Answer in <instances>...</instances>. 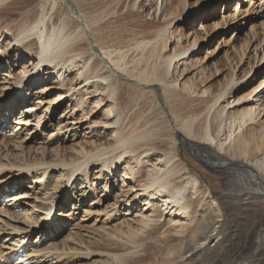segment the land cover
<instances>
[{"label": "bare ground", "instance_id": "bare-ground-1", "mask_svg": "<svg viewBox=\"0 0 264 264\" xmlns=\"http://www.w3.org/2000/svg\"><path fill=\"white\" fill-rule=\"evenodd\" d=\"M117 1V7L106 17L127 0ZM153 1L140 0L138 5L153 10L154 19L159 21L157 29L152 25L155 32L150 35L152 31L145 32L139 40L133 34L128 44L122 46L114 42L115 38H110L113 31L101 28L99 15L83 14L78 5L80 0H0V76L3 77L1 86H5L0 88V102L9 95L12 98L10 103L0 105V111L10 115L8 125L11 127V132L4 136L6 126L0 123V177L4 176L0 178V189H5L6 194L11 190L15 192L14 185L21 178L28 184L42 187L48 182L49 171H60L63 177L54 183L50 192L40 193V197L32 199L29 197L31 205L23 210L29 215L26 226L23 223L7 225L12 233L28 232L35 226L39 236L54 227L50 232L54 236L58 234L59 226H68L67 222L72 221V218L64 222L49 217L59 193L69 191L70 184H76L72 189L76 188L78 180L79 203L71 204L75 209L85 202L84 185L92 186L89 174L93 175L92 184L100 186L102 196H105L109 181L119 172L121 188L114 195L110 209L105 210V217L109 222L115 218L116 221L123 218V221L119 227L106 232L110 246L108 254L112 256L108 258V264H158L165 260L167 264H264V78L259 91L250 87L264 65L259 69H255V65L242 74L244 64L239 69L237 65L245 55L246 45L238 48L232 44L228 47L232 55L227 60L229 76L220 89L214 90L212 83L217 77L211 74L221 75L222 71L211 73L202 63L204 61L197 58L199 48H194L202 39L183 33L182 26L171 27L186 11V3L180 5L174 0H163L159 10V0ZM243 1L247 4L250 0H239L240 8L235 12L238 17L247 13L243 9ZM38 4L41 5L39 8ZM129 4L133 6V1ZM202 9L196 14L195 21L206 20V6ZM52 10L53 13H49ZM106 17L103 24L107 23ZM94 22L98 24L97 34L92 27ZM171 39L173 41L169 45ZM257 46L253 48L254 58ZM261 52L260 63L264 61V48ZM14 53L15 60L22 61V71L17 75H11L8 66ZM131 55L130 61L126 60ZM71 74L76 81L69 84L67 78ZM123 75L127 80H135L132 84H125L138 94L135 105L140 100V104L145 106L147 97L156 96L154 85L158 86L160 95L167 98H164L165 105L173 114L178 113V125L172 127V117L170 122L166 121L168 128L172 132L176 130L181 144L204 166L237 169L234 179L229 181L231 196L218 199L216 203L210 202L208 188L205 189L199 177L187 170L177 155L171 152L158 155L156 148L161 121L159 124L153 121L151 114L141 119L122 115ZM48 80L50 82L45 86ZM44 82L38 92L31 89L34 96L31 101L26 89ZM51 92H55L54 97L45 101L44 97ZM238 93L240 95L233 101H228L231 95ZM92 98L97 108L108 106L100 121H92L94 116L90 115L93 110L88 116L84 115ZM67 101L68 104L71 102L72 122H67L70 125L56 124L58 133L65 135L59 137L51 129L49 137L39 147H30L26 151L27 145L33 141V137L28 140L29 136L52 128L55 121L52 115ZM38 108L44 110L36 115ZM83 120L86 123L80 136L84 141L72 139L71 144L64 147L67 134L81 129ZM31 122L34 124L30 125ZM30 126H33L32 130ZM18 132L26 135L23 140H20ZM40 133L45 134L44 131ZM196 140L214 147L216 159L201 152ZM52 145L55 147L48 149ZM228 153L230 158H224L223 155ZM57 190L60 192L55 197ZM91 190V196H95L94 189ZM15 195L10 198L12 204L27 197L24 192ZM72 196L68 194V198ZM94 201L92 199V204L96 205ZM118 205L122 208L118 209ZM39 210H44V213H38ZM7 213L0 211L2 215ZM39 214L42 215L39 217ZM84 216H90V213L85 212ZM8 219L10 217L6 221ZM48 219L49 225L44 228ZM47 235L48 239L50 234ZM78 236L72 233L69 240L80 243ZM148 237L154 239L153 242L141 245ZM187 238L190 240L184 244ZM19 241L23 242L24 237ZM56 242L49 243L45 248L47 251L43 249L46 253L42 250L43 257L48 254L45 259L52 258L57 262L67 257L61 255L63 251L68 253L69 248L64 250L67 242L60 248ZM125 245L128 246L126 257L124 252L120 255L117 252ZM92 246L95 248V244ZM84 248L76 252L81 253L80 257L87 258L93 254L90 247L84 245ZM57 251L61 253L58 255Z\"/></svg>", "mask_w": 264, "mask_h": 264}, {"label": "rangeland", "instance_id": "rangeland-1", "mask_svg": "<svg viewBox=\"0 0 264 264\" xmlns=\"http://www.w3.org/2000/svg\"><path fill=\"white\" fill-rule=\"evenodd\" d=\"M131 1H133V6L131 4H129ZM131 1L127 0L124 3L121 2L118 10L116 12H113V13L111 12V14L107 17H106L107 13H109L110 11H112L113 9H115L117 7V5L119 3L117 0H80L78 5H79L80 9L82 10L83 14L89 13L92 15V13H95V14L99 15V19H100L99 23L102 26L101 28H105L106 29L105 31H107V30L113 31V34L110 36V38H115L114 42H118L120 45L126 46L128 44L129 39L131 38V36L133 34L136 36V39L139 40L143 33L152 31L151 33H149V35H150L153 32H155V31H153L152 25H154L155 29H157V25L159 22L158 18L154 19L153 10H149L148 8H140V6L138 5L140 0H137V3H135L134 0H131ZM155 1L156 0H154L153 2L155 3ZM162 1L163 0H159V2H158L157 7L159 10L161 9ZM174 2H176L180 5H182V4L184 5V3H186L187 9H186V11H184L183 14L180 15L179 20H176L173 22L171 27L175 25V27H174V29H175L177 26H178V28L182 26L181 31L183 33H185V34L190 33V35L197 36V37L201 38L202 40L194 48L195 50L197 48H199V53H197V58L204 61L202 63L207 66V68L211 71V73L215 72V70L222 71L221 75L218 74L215 76L214 74H211L212 77H217V78H215V81L212 83L214 90L217 91L218 89H220V85L229 76L228 75L229 69H228V65H227V60H230L229 57L232 55L230 54V50H228V47H230L232 44H234L235 47H238V48L242 45H246L245 46V48H246L245 55L242 58V61L237 65L238 69H239V67L243 66V68H242L243 73L242 74L246 73L248 71V69L254 67L255 65H256L255 69H259V68L263 67L264 61L262 63H260L259 58L261 57V55H262L261 51L264 48V0H250V1H248L247 4H246V2L243 1V5H244L243 9L246 10L247 13L246 14L243 13L242 16L244 18H242V19H241L242 16L238 17L235 14L236 9L240 8V4H238L239 0H174ZM39 6H41V5L38 4V8H39ZM205 6H206V9H205L206 11H205L204 17H206V20L205 21H199V20L195 21L196 14L201 13L200 11L203 10L202 8H204ZM152 8L154 9V6ZM53 11L54 10H52L51 12L49 11V13L52 14ZM234 16H236V17H234ZM105 17L107 19V23L103 24L102 20ZM164 23H166V21H164ZM97 25L98 24H96L95 22L92 25L95 34L98 33ZM179 31L180 30H176V32H179ZM172 41H173V39L169 40L168 44L170 45L171 44L170 42H172ZM1 43H3V41ZM132 43L133 42H130V44H132ZM256 45H258V46L256 48V58H254L252 56V52H253V48ZM182 46H184V45H182ZM171 48L172 47H170V49ZM9 50H10V48H8V51ZM15 55H16V53H14L11 56V63H9V65H8L10 68L11 75H17L18 73H20L22 71V67H21L22 61L20 62V61L15 60L16 59ZM131 58H132V55L129 59H126V60L130 61ZM237 59H238V56H236V60ZM15 61H16V63H15ZM242 64H244V65H242ZM205 76L207 77V75H205ZM255 77L256 78H254V82L250 85V87H255V88H257V90L258 89L260 90L262 88L261 82L264 78V68L261 71V73L257 76L255 75ZM123 78L124 79H121V80L124 83L123 86H125V88L123 89V91H122L123 95L121 96L120 109L122 111V115H124L125 117H128V116L140 117V119H141V118H144V116L151 114V118L153 119V121L158 122V124L161 121L160 126L162 127L163 130L161 129L160 136L158 138L159 143H158V146L156 148V150L158 149V155L161 154L162 152H171V153H174L175 155H177L178 159L186 166L187 170L191 174L197 175L199 177V179L201 180V183L204 185V188L205 189L208 188L209 201L210 202L214 201L213 203H216L218 201V199L228 198L229 196H231V191L229 190V183H230L229 181L234 179V174L236 173L235 171H237V169L235 167H231L229 169L221 170L219 168H207L206 166H204L199 161L197 156L193 155L187 148H185L184 144H181V142L178 140V135L176 133V130L172 132L171 129L168 128V124L166 121L168 119L170 122L171 121L170 119L172 117H173L172 127L174 124L178 125L177 116H176V114L178 115V113L176 111V114H173L170 111L169 107L165 105L164 98L165 99H167V98L163 94L160 95L158 86L154 85L153 89L156 92V96L155 97H152V96L147 97L145 106H142L140 104V100H138L137 105H135L136 104L135 101L138 99V94H136L135 92H133L132 90L127 88L125 85V84H127V85L132 84L135 82V80H132L131 78H130V80H127L125 75H123ZM2 79H3V77L0 76V88L4 89L3 87H5V86H3V87L1 86V84L3 82ZM204 80L208 81L206 78ZM74 81H76L74 74L69 75L67 78V82L69 84L70 83L72 84ZM49 82H50V80H48L46 84L44 82V83H41L40 85H35L30 89H26V90H28L27 91V93H28L27 97L29 99H31V101L34 100V96L31 93L32 92L31 89L38 92L39 91L38 89L40 88L41 85L45 84V86H46V85H48ZM24 88H25V86H24ZM54 93L55 92H51L49 96L46 95L44 97L45 101L51 100L55 95ZM238 95H240V94L238 93L237 95H235V94L231 95V99L228 101L229 102L233 101V99H235ZM9 96L3 98L0 102V105H1V103L4 104L5 102L10 103L12 98L10 99ZM249 98H250V96L248 97V99ZM129 99L131 100L130 102H129ZM18 100L22 101L21 98H18ZM94 100H95L94 98L89 100V102L86 105L87 110L85 111L84 115L88 116L91 113V110H93L94 113H92L90 115V117L94 116L92 121H100V119L102 118V116L104 115L106 110L108 109L107 108L108 106L106 105L104 107L97 108L94 104ZM41 107L44 108V105H42ZM43 110H42V108L41 109L38 108L36 115H39L40 111L42 112ZM64 110H67V111H64ZM17 113H19V112H17ZM2 114H3L2 111H0V117ZM62 114H64V115L61 116ZM52 116H53V119H55V121L52 123L53 127L43 129L42 131H44V133H45V134H43L44 136L40 133L42 131H40L39 133L34 132V134L37 133L35 135L36 137L30 135L28 140H30L33 137V141H31L32 143L30 145H27L26 151H28L30 149V147H33L34 149L39 147L40 144L42 142H44V140H46L49 137L48 133L51 132L52 130L54 132L58 133V131L56 129H57V125L60 122L62 125H65V124L72 122L71 118H70L72 116L71 102H69V104H68V101H67V102L61 104L58 108V111L56 113H54ZM77 116H78V113H77ZM85 116H82V118L86 119ZM78 119H79V117H78ZM88 121H89V119H88ZM85 123L86 122H84V120H83L81 122V125H83ZM33 124H34V122L33 123L31 122L30 125H33ZM68 125H70V124H68ZM84 126L85 125H83V127H81V129H78L77 132L75 130H71V132L69 134H67V136H66L67 139L65 140L66 146H64V147H68L71 144L72 139H74V141H76V142L77 141H84L82 136H80V135H83ZM31 127H33V126H30L29 129L32 130L33 128H31ZM48 127H49V125H48ZM18 134H20L19 135L20 140H23L22 137L24 138L26 136L24 133L18 132ZM58 134H59V137L60 136L63 137L65 135L64 133H58ZM101 134L103 135L104 131H102ZM68 139H70V140H68ZM0 142H1V138H0ZM195 142L199 146L201 152L209 154L212 159H214V158L216 159V153L217 152H216V149L214 147H211V146H209V145H207L201 141H198V140H196ZM53 144H56V143L53 142ZM51 147L54 148L55 145L48 146V149H50ZM174 149H175V151H174ZM223 156H224V158H230L229 153H228V155L226 154ZM46 160L49 161L50 158L47 157ZM91 170H94V169L91 168ZM48 174H49V178L47 179ZM118 174H119V172H117V174H115V176H114L115 178L113 177L109 181L108 192L106 193L105 196H102L100 186L92 184V179H93L92 176L93 175L89 174V180H91L92 186H90L89 184L84 185L83 190L87 194V196L85 197V202L80 204L79 206H77L75 209L73 207H71V204H73L74 202H75V204L79 203L78 198L80 196H78L77 190L80 189V187L78 188V185H79L78 180L76 182L77 187L74 189H72V188L76 184H70L69 188H68L69 191H63V192L59 193V196H58V192H60V191L57 190L55 192V197L58 196V198L55 199V202L53 203V211L51 212V214H50L51 216L49 215V217L55 218V221L59 219V220L64 221V222L68 221L67 220L68 218H72V221L67 222V223H69L68 226H66L65 224H63L62 226H59L60 231H62V233H60L61 235L55 236L54 239H51V240L49 239L48 242H46V240H48L47 234L50 233L52 230H54V227L51 229L45 230V232L40 235V237L43 236L45 238V241H44L45 243L43 242L38 247V249H36V250L33 248L31 250V252H34L33 250H35L36 252L38 251L37 253L39 255V250H41V252H43L45 250V248H47V246H49V243L52 244V243L57 241L56 245L59 248L62 246V244H64V242L65 243L67 242L64 250L66 251L67 248H69V250H67L68 255L66 253H64V251H63V253H61L60 251H57V254L58 253H61V255L65 254L67 257H64L63 261L61 260V261L56 262V261L52 260V258H48V259L46 258L45 259V256L48 254H45L44 257L42 256V255H44V252L47 251V250H45L43 253L40 252L39 259H38V255H36V252H34L36 256L34 255V253L32 254L31 252H28L26 254V258L34 257L35 259L33 260L32 264H38L36 262H39V264H41V263L42 264H49V263L50 264H74V263H76V264H108L109 260L111 259L112 256L110 254H108L109 253L108 250L110 251V246L108 244L109 242L106 241L109 238L106 236V232L111 231L113 227H119L121 222L123 221V218H117V219H119L117 221L115 220L116 219L115 218L113 221L109 222V221H106V217H105V213H106L105 210L110 209L109 206L111 204H113V202H114V200H113L114 195H116V193L119 192L118 190L121 188V182H120L121 178H119ZM47 175L44 177V181L46 182V179H47L48 182H47V184L42 185V187L38 184H33V185H31V183L28 184V182H26V180H24V178L19 179L18 184L14 185L16 188V191H15V193H12L11 197L13 195L19 193V192H24V195H27L26 198H23L19 201H16L17 203H19L20 211H15L13 209V207H10V206H7L6 209H5V207L4 208L0 207V211H5L6 213L9 211L6 215L0 214V219H2L0 221V254H1L0 255V264H14V263H16V262L12 263V262H8V261L6 263H4L5 256L7 255V257H8L9 254L14 253L18 247L22 249V248L28 246V243H29L28 239L30 237H31V239H30L31 243L30 244H32L33 242L34 243L37 242L36 241V235H39V232L35 231L36 230L35 226H34V228L32 227L31 230L28 229L29 230L28 232L21 230L17 233L16 232L12 233L11 227L8 226L7 224H9V225L15 224L18 226V223H23L25 225V222L28 218L27 216H29V215H28V212H26V214H24L23 210L25 208L29 207L28 204L31 205L30 198L32 199L34 196H39L40 193L42 194V193L50 192L49 190H52V188L55 186V184L58 181L63 180L62 173L60 171H58V172H50L49 171V173H47ZM3 177L4 176H1L0 178H3ZM28 178H30V176ZM91 188L94 189V192H95L94 194H96L95 195L96 197L93 195L91 196V194H92L90 192V191H92ZM12 189H14V188H12ZM68 194H72L73 196L68 198ZM69 199H71V200H69ZM92 199L95 200L94 202L97 203L96 205L92 204ZM10 204L12 205V203H10ZM45 204H47V203L45 202ZM117 208L121 209L122 206L120 205ZM108 210H106V211H108ZM12 211H14L15 214L12 215L11 214V213H13ZM95 211H97V212H95ZM85 212L90 213V216H87V217L84 216ZM9 213L11 216L9 215ZM38 213H44V210L43 211L39 210ZM66 213L70 214V216L66 217V218H62V217H65V215H68ZM72 213L73 214L75 213V214L73 215ZM40 215H42V214H39V217H40ZM60 215H61V219H60ZM24 216H25V218H24ZM8 217H10V220L8 219L6 221V219ZM16 220H18L19 222H15ZM25 230H27V229H25ZM72 233H74V234L76 233L77 236L79 235L78 237H79V239H81L80 243L76 240L75 241L69 240V236ZM23 237H24V241L23 242L19 241ZM153 240L154 239L148 237V239H146L143 242V244L141 243V245L144 246L148 242L149 243L153 242ZM189 240H190V238H187V240L184 241V244H186ZM70 242H72V243H70ZM15 243H17V244H15ZM18 244H20V245H18ZM93 244H95L96 249L94 248V246H92ZM174 244H175V242L171 243L172 246ZM16 245H18V246H16ZM84 245L88 246V248L90 247L91 249H89V250H91L93 253L87 258L86 257H84V258L80 257V254H81L80 252L78 254L76 253L78 251H82L83 249H85ZM99 245H101L102 247L104 245H106V246L104 247V249H101L100 248L101 246L99 247ZM96 246H98V247H96ZM107 246H109V247H107ZM12 248H15V250L13 251ZM127 248H128V246L125 245L123 248L120 249V251H117V252L118 253L120 252L119 255L122 254L121 252H124L123 255H125L124 257H126V256H128V254H125ZM105 249H107V250H105ZM140 249L141 248H137L136 250H140ZM99 250L100 251L105 250V251H103V253H102ZM73 251L75 252L74 254H72ZM75 256H77V257L75 258ZM159 256L164 259L163 255H159ZM71 257H72V259H71ZM168 257H171V255H168ZM108 258H110V259H108ZM40 259L42 261H40ZM158 264H167V263L165 260L164 263H158Z\"/></svg>", "mask_w": 264, "mask_h": 264}]
</instances>
